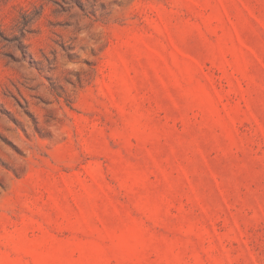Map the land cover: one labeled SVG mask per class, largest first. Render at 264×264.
<instances>
[{
  "label": "rangeland",
  "instance_id": "obj_1",
  "mask_svg": "<svg viewBox=\"0 0 264 264\" xmlns=\"http://www.w3.org/2000/svg\"><path fill=\"white\" fill-rule=\"evenodd\" d=\"M0 264H264V0H0Z\"/></svg>",
  "mask_w": 264,
  "mask_h": 264
}]
</instances>
